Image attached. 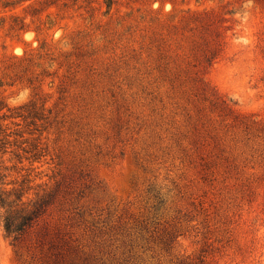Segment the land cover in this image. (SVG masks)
<instances>
[{
    "label": "rangeland",
    "instance_id": "374dc122",
    "mask_svg": "<svg viewBox=\"0 0 264 264\" xmlns=\"http://www.w3.org/2000/svg\"><path fill=\"white\" fill-rule=\"evenodd\" d=\"M21 186L56 200L25 244L0 227V264L39 229L90 264H264V0H0V189Z\"/></svg>",
    "mask_w": 264,
    "mask_h": 264
},
{
    "label": "trees",
    "instance_id": "16d2710c",
    "mask_svg": "<svg viewBox=\"0 0 264 264\" xmlns=\"http://www.w3.org/2000/svg\"><path fill=\"white\" fill-rule=\"evenodd\" d=\"M170 1L173 4L176 3V0ZM253 1L260 2L261 0ZM4 6H9V3H4ZM187 11L202 26L213 25L216 22H221L224 18L221 14H216L214 9L196 10L189 8ZM228 13L230 14L232 11L225 12V14ZM15 20L17 21V18ZM19 21L15 25L12 24L10 28L25 30L27 25L22 20L19 19ZM215 35L219 38L221 36L220 31L216 29ZM220 45L219 40L213 44L209 51V60L217 56ZM29 189L22 186L0 189V227L14 245L27 243L29 234L39 226L41 219L48 213L56 200L54 190L45 191L42 194L36 192L34 196H30ZM48 235L46 229H39L35 242L26 245L31 253L28 264H90V257L86 253H80L77 249L70 247L65 248L53 239H48ZM200 264H204V262L201 261Z\"/></svg>",
    "mask_w": 264,
    "mask_h": 264
}]
</instances>
